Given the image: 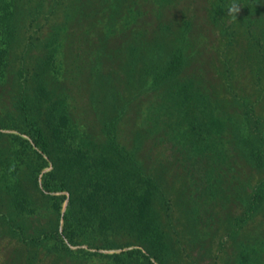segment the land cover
<instances>
[{"label": "rangeland", "instance_id": "rangeland-1", "mask_svg": "<svg viewBox=\"0 0 264 264\" xmlns=\"http://www.w3.org/2000/svg\"><path fill=\"white\" fill-rule=\"evenodd\" d=\"M20 1L23 17L15 55L12 54L8 71L0 69V117H9L14 111L18 90L14 81L16 69L24 64L31 70L42 56H50L53 78L49 79V87L60 88L66 93L69 108L79 126H84L87 119L97 117L93 120V127L97 130L104 101L101 95L94 99L96 112L88 114L87 107L92 102L85 89V78L89 72L87 65L91 63L95 66L97 63V39L104 38L100 33V30H105L104 27L101 24L96 27L89 25L92 22L87 17L75 23L68 10L73 0H58L59 4L56 0ZM36 1L43 6L39 12L34 9ZM79 2L78 7L84 14L88 10L84 5L86 0ZM233 3L241 8L236 16L228 15V8ZM137 4L138 11L130 6L127 18L122 20L127 28L121 34L112 33L108 38L109 47L128 43L134 31L142 32L148 38L156 36L161 29L168 32L170 40L166 43L170 41L171 44H178L183 38L189 56L188 73L197 77L208 93L217 97L218 110L230 124L223 136L217 138V147L213 148L211 144L210 149L202 154L190 148L186 138L179 135V129L175 131L174 140L171 139L174 134L169 130L167 134L147 133L143 139L140 159L149 173L159 180L165 197L171 203L169 210H159L156 229L164 246L161 253L164 262L264 264V206L240 226L234 223L236 218L242 217L246 193H251L264 178L263 171H258L244 160L243 144L240 139H235V135L253 130L258 118L257 130L264 139V0H223L221 3L218 0H170L161 5L157 0H138ZM219 4L222 8L214 23L212 16ZM24 51L27 52L22 58ZM122 58L125 60V56ZM113 66L117 68L115 64ZM109 67L107 64L100 71L107 73ZM136 67L134 76L138 82L139 65L136 64ZM122 75L118 74L123 81H116V89L126 98ZM26 76L24 73L21 81ZM152 95H145L140 108L133 107L138 116L136 120L131 113L121 121V141L126 146L127 133L132 138L134 130L143 131L150 124L148 100L157 94ZM137 100L133 105L139 102ZM0 133V150L3 151L12 131L5 129ZM19 171L22 176V171ZM24 179L22 177L20 186L32 196L31 209L28 207V210L18 214L20 218L13 214L14 218L27 220L29 236L52 230L61 216L52 208L50 200L35 192ZM8 181L14 183L9 178ZM13 187L6 188L5 183H0V264L145 263L137 253L125 261L114 262L108 258V255L120 251L141 250L135 239L123 231L95 235L90 246L84 243L69 246L74 251L87 250L89 254L86 255L58 253L52 249L54 243L51 240L36 246L25 244L21 231L13 230L2 221L4 216L14 213L10 204ZM105 245L113 248L102 249ZM142 252L145 253V250Z\"/></svg>", "mask_w": 264, "mask_h": 264}, {"label": "trees", "instance_id": "trees-1", "mask_svg": "<svg viewBox=\"0 0 264 264\" xmlns=\"http://www.w3.org/2000/svg\"><path fill=\"white\" fill-rule=\"evenodd\" d=\"M168 1L157 0V3L161 5ZM222 1L218 0L219 3ZM20 2L0 0V69L7 71L19 39L23 17ZM56 2L59 4L58 0ZM137 3L138 0H86L84 5L88 10L84 14L78 7L79 0L71 1L68 7L75 23L87 17L92 22L89 25L101 24L105 29L100 30L104 38L99 35L100 39H97V63L87 65L89 72L85 78V89L92 102L88 104V114L96 112L94 99L101 95L104 101V109L100 116L97 115V130L93 127V120L97 117L87 119L84 126H79L69 108L66 93L60 88L49 87V79L53 78L50 73L52 57L42 56L31 70L24 64L16 69L14 81L18 90L14 111L9 117H0V130L12 131L8 135L7 147L0 150V183H5L6 188L14 186L10 203L14 213L4 216L2 221L13 230L19 229L27 245H41L51 240L54 243L52 249L58 253L86 255L89 254L87 250L74 251L69 246L83 243L90 246L95 235L123 231L135 239L141 250L120 251L108 255V258L114 262L125 261L137 253L144 264H165L161 254L164 249L161 234L156 229L159 210H169L171 203L159 180L149 173L140 159L143 139L147 133L167 134L169 130L174 134L171 138L174 140L175 131L179 129V135L186 138L190 148L202 154L210 149L211 144L216 148L217 138H221L230 126L218 110L217 97L208 93L201 81L188 73L189 56L183 38L178 44H171L170 41L166 43L170 40L168 32L161 29L156 36L148 38L142 32L134 31L128 43L109 47L108 38L127 28L122 20L127 18L130 6L138 11ZM42 8L36 1V12ZM221 8L219 4L215 9L214 23ZM107 64L109 71L102 73L100 70ZM136 64L139 65L138 82L134 76ZM24 73L28 76L21 81ZM122 73L126 98L117 92L116 81H123L118 76ZM113 74L117 79H113ZM152 94L157 96L148 100L150 124L143 129L144 132L134 130L132 138L127 133L126 146L121 141V121L134 113V106L140 108L144 104L145 95ZM135 99L139 102L133 105ZM134 117L136 120L137 113ZM259 121L256 119L253 130L235 135V139H240L243 144L244 160L264 172V139L257 130ZM246 123L250 124L249 121ZM255 130L258 134H254ZM22 177L35 192L48 198L52 208L61 216L52 230L34 233L30 237L27 220L14 218L13 214L20 218L18 214L32 204L31 194L20 186ZM8 178L14 183L10 184ZM263 206L264 178L251 193H246L242 217L236 218L234 223L240 226ZM112 248L108 245L102 247Z\"/></svg>", "mask_w": 264, "mask_h": 264}, {"label": "clouds", "instance_id": "clouds-1", "mask_svg": "<svg viewBox=\"0 0 264 264\" xmlns=\"http://www.w3.org/2000/svg\"><path fill=\"white\" fill-rule=\"evenodd\" d=\"M241 11V8L233 3L229 8H228V15L230 16H236L239 14V12Z\"/></svg>", "mask_w": 264, "mask_h": 264}]
</instances>
